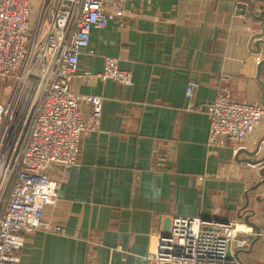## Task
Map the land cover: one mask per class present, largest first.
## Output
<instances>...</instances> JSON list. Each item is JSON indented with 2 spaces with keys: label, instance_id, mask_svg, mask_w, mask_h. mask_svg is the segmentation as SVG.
<instances>
[{
  "label": "crops",
  "instance_id": "1",
  "mask_svg": "<svg viewBox=\"0 0 264 264\" xmlns=\"http://www.w3.org/2000/svg\"><path fill=\"white\" fill-rule=\"evenodd\" d=\"M243 1L133 0L90 31L70 90L103 98L100 124L67 172L48 169L61 178L44 218L62 232L27 235L19 264H148L172 216L236 221L246 245L230 252L264 264V114L241 141L207 145L205 106L219 90L264 107V1L239 16ZM107 56L131 86L85 77Z\"/></svg>",
  "mask_w": 264,
  "mask_h": 264
},
{
  "label": "built area",
  "instance_id": "2",
  "mask_svg": "<svg viewBox=\"0 0 264 264\" xmlns=\"http://www.w3.org/2000/svg\"><path fill=\"white\" fill-rule=\"evenodd\" d=\"M131 1L0 0V88L9 92L0 105V264H19L27 235L62 232L44 218L45 207L56 201L61 178H51L47 171L57 165L62 175L75 164L81 136L99 127L103 102L98 95L72 92L70 84L90 31L121 18L122 5ZM252 2L243 1L239 16ZM260 12L257 7L255 13ZM85 77L133 84L130 71L119 69L112 56L104 58L101 72ZM196 87L188 83L187 98ZM205 112L207 145L213 146L224 139H244L264 107L233 101L221 89ZM237 226L236 221L172 216L147 262L239 264L230 252L234 241L238 247L246 245L236 239Z\"/></svg>",
  "mask_w": 264,
  "mask_h": 264
},
{
  "label": "rangeland",
  "instance_id": "3",
  "mask_svg": "<svg viewBox=\"0 0 264 264\" xmlns=\"http://www.w3.org/2000/svg\"><path fill=\"white\" fill-rule=\"evenodd\" d=\"M4 87H2V88H0V99H3V97H7V98H5V100L7 101L9 98H8V96L6 95V93L5 92H3L4 91ZM11 93V92H10ZM9 94V93H8ZM6 95V96H5ZM3 96V97H2Z\"/></svg>",
  "mask_w": 264,
  "mask_h": 264
},
{
  "label": "water",
  "instance_id": "4",
  "mask_svg": "<svg viewBox=\"0 0 264 264\" xmlns=\"http://www.w3.org/2000/svg\"><path fill=\"white\" fill-rule=\"evenodd\" d=\"M260 1H264V0H260ZM262 35H264V33L258 34L257 37H261Z\"/></svg>",
  "mask_w": 264,
  "mask_h": 264
}]
</instances>
